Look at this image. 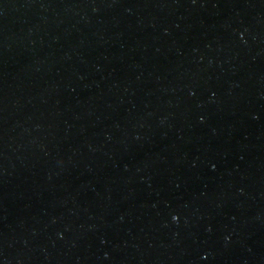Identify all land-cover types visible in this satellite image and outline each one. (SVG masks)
Returning <instances> with one entry per match:
<instances>
[{
    "label": "water",
    "instance_id": "water-1",
    "mask_svg": "<svg viewBox=\"0 0 264 264\" xmlns=\"http://www.w3.org/2000/svg\"><path fill=\"white\" fill-rule=\"evenodd\" d=\"M0 264H264V0H0Z\"/></svg>",
    "mask_w": 264,
    "mask_h": 264
},
{
    "label": "snow or ice",
    "instance_id": "snow-or-ice-1",
    "mask_svg": "<svg viewBox=\"0 0 264 264\" xmlns=\"http://www.w3.org/2000/svg\"><path fill=\"white\" fill-rule=\"evenodd\" d=\"M172 219H173V220H175V219H176V217H175V216H173V217H172Z\"/></svg>",
    "mask_w": 264,
    "mask_h": 264
}]
</instances>
